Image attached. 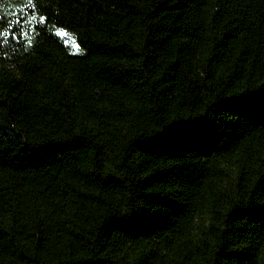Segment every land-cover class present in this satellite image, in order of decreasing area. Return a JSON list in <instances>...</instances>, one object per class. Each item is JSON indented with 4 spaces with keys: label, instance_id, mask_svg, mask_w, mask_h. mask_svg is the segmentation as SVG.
<instances>
[{
    "label": "trees",
    "instance_id": "trees-1",
    "mask_svg": "<svg viewBox=\"0 0 264 264\" xmlns=\"http://www.w3.org/2000/svg\"><path fill=\"white\" fill-rule=\"evenodd\" d=\"M0 264H264V0H0Z\"/></svg>",
    "mask_w": 264,
    "mask_h": 264
},
{
    "label": "snow or ice",
    "instance_id": "snow-or-ice-1",
    "mask_svg": "<svg viewBox=\"0 0 264 264\" xmlns=\"http://www.w3.org/2000/svg\"><path fill=\"white\" fill-rule=\"evenodd\" d=\"M61 34H63V33H61ZM76 50H77V51L79 50V46H78V45L76 46Z\"/></svg>",
    "mask_w": 264,
    "mask_h": 264
}]
</instances>
